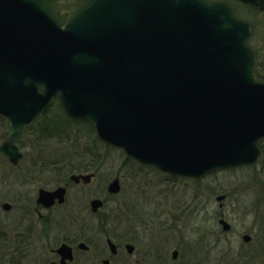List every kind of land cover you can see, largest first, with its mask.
Listing matches in <instances>:
<instances>
[{"label": "water", "instance_id": "1", "mask_svg": "<svg viewBox=\"0 0 264 264\" xmlns=\"http://www.w3.org/2000/svg\"><path fill=\"white\" fill-rule=\"evenodd\" d=\"M244 1L264 11V0ZM5 2L12 11L0 6V116L8 121L0 157L12 165L23 158L22 129L54 99L101 141L173 176L200 178L259 158L264 83L255 77L252 28L228 4L91 0L63 23L50 0ZM120 190L119 179L110 183L111 194ZM64 192L40 190V202ZM102 206L92 202L94 212Z\"/></svg>", "mask_w": 264, "mask_h": 264}, {"label": "flooded vegetation", "instance_id": "2", "mask_svg": "<svg viewBox=\"0 0 264 264\" xmlns=\"http://www.w3.org/2000/svg\"><path fill=\"white\" fill-rule=\"evenodd\" d=\"M5 1L19 5L26 3V0H0V6L6 14L12 10ZM89 1L81 0L66 10L59 9L55 0H50V4L55 16L67 22ZM207 1L226 3L234 8L240 17L251 23V39L257 32V25L243 17L239 9H248L256 19L260 17L262 23L264 21V11L244 0ZM251 39L250 44L256 54V71L264 81V60L260 59ZM263 157L264 141L261 156L254 165L215 172L220 176L213 190H209L211 186L206 183L209 181L204 179H210L215 173L204 176L201 178L205 185L202 196L191 194L192 202L189 204L186 199L183 200L186 207L179 211L167 207L166 202L165 206H151L146 197V206L151 207L147 212L145 207H140L141 201L131 199L129 195L117 202L118 194H111L109 186L107 195L93 196L90 201L91 197L84 201L79 196L70 198L72 188L82 192L83 188L92 183L97 173L77 172L61 176L52 187H40L35 199L22 196L19 201L2 203V210L10 214L12 220L0 223V264H264ZM251 168L254 169L252 174H237L249 172ZM255 169L258 174H255ZM233 173L236 175H231ZM90 174L93 176L89 182L83 179L76 182L72 179L74 175ZM224 174L228 175L221 176ZM165 177L173 181H187L170 175ZM121 185L122 181L120 194L124 184ZM173 186L168 184L172 189L177 188ZM60 188L65 189L62 200L56 197L53 203L40 202V190L52 193ZM182 191L184 197H188L189 189L183 187ZM96 200L101 201L103 206L94 212L92 202ZM117 203L121 208V232L117 235H107L105 232L104 238H97L91 224H68L64 227L60 225L61 222H57L60 219L59 211L62 213L64 209L73 208V212H76L84 207L87 216L96 218L106 207H114ZM7 204L9 207L5 208ZM18 204L22 208L19 209ZM195 217L201 221L195 223ZM78 220L75 219L76 222ZM85 220L86 217H82L81 221ZM54 228L58 232H51ZM51 234L54 235L52 238ZM195 234L197 238L193 241Z\"/></svg>", "mask_w": 264, "mask_h": 264}, {"label": "rangeland", "instance_id": "3", "mask_svg": "<svg viewBox=\"0 0 264 264\" xmlns=\"http://www.w3.org/2000/svg\"><path fill=\"white\" fill-rule=\"evenodd\" d=\"M57 6L61 10H66L76 6L81 0H55ZM239 9V8H238ZM243 17L251 19L252 22L256 23L257 32L251 39L252 44L260 54V59L264 60V21L259 17L256 19L255 15L248 9H239ZM244 19V18H243ZM63 111L59 108V104L55 101L37 118L32 124L28 125L21 132L17 145L24 153L23 160L15 167H13L5 158H0V223H9L12 219L10 214L5 213L1 205L3 202L13 203L23 197L35 199V196L40 187L48 188L55 185L61 177L65 175L57 174L58 171L55 169V164L59 162L67 161L72 159L76 153V150L89 152L88 155L96 154L98 160L95 161L93 169L97 175L92 180V183L83 188L82 192H77L78 189L72 188L70 198L79 196L82 201L91 197L89 201L94 197H100L101 195H107V188L115 178H119L122 181L123 189L122 193H117V202L121 201L123 196H128L131 199H138L141 201L140 207H145V211L151 207L146 206V198H148L149 205L156 206L161 205L173 209H183L186 207L183 200L186 199L187 203H191V194H195L201 197L203 190V179L193 180H179L176 181L166 179L165 173L141 166L133 160L127 158V156L117 148L109 146L104 142H101L95 132L91 128L86 127L87 125L76 123L71 121L66 115H63ZM6 121L0 117V145L3 143V133L5 131ZM52 129L55 134L51 138H42L40 133L47 128ZM55 136V137H53ZM98 145L95 147V145ZM96 148V150H95ZM75 150V151H74ZM82 151V156L84 155ZM77 154L76 162H83L80 155ZM264 159V157H263ZM94 161V157L93 160ZM91 159L84 162H92ZM90 169V170H93ZM252 169V168H251ZM253 170V171H252ZM245 173L237 174H252L254 169ZM87 171H83L86 173ZM217 173L213 174L217 177H211L210 179H204L208 186L215 188L217 184L218 176ZM255 174L258 172L255 169ZM224 174L221 176H227ZM231 175H236L235 173ZM210 177V176H209ZM178 178V177H176ZM227 179V178H226ZM126 181V183H124ZM168 184L177 186V188H170ZM121 185V186H122ZM173 186V187H174ZM183 187L188 192V197H184ZM120 194V195H119ZM90 195V196H89ZM144 195V196H143ZM94 196V197H93ZM144 199H143V197ZM146 197V198H145ZM120 200V201H119ZM19 201V200H18ZM88 201V203H89ZM143 203V204H142ZM176 206V207H174ZM19 207V204H18ZM89 208V206L87 205ZM22 206L19 207V209ZM89 210V209H88ZM200 212V209H198ZM76 211V209L74 210ZM120 204L117 203L114 207L110 205L101 211L98 217L87 216L86 209L81 207L79 211L73 212V208L63 210L60 213V219L57 222H61L64 227L69 225H87L94 227V232L97 238H104V234L112 233L117 235L121 232L120 227V216H121ZM82 217H86L85 221H81ZM199 217V216H198ZM75 219H79L76 222ZM195 223L198 221L195 217ZM191 227V226H190ZM57 229V227H56ZM58 232L55 228L51 232ZM106 232V233H105ZM59 234V233H58ZM54 236L51 234V238ZM193 241H196L197 235H193ZM177 245V244H176ZM175 248V245H173ZM199 254V253H198Z\"/></svg>", "mask_w": 264, "mask_h": 264}, {"label": "trees", "instance_id": "4", "mask_svg": "<svg viewBox=\"0 0 264 264\" xmlns=\"http://www.w3.org/2000/svg\"><path fill=\"white\" fill-rule=\"evenodd\" d=\"M59 108H60V106H59ZM61 109V108H60ZM62 110V109H61ZM63 113V115H65L64 114V112H62ZM67 117V116H66ZM4 119V118H3ZM5 120V119H4ZM71 120V119H70ZM6 121V120H5ZM71 121H73V120H71ZM74 122H76V123H79V124H81V123H83V124H85V125H87L86 127H88V128H91V130H92V132L94 131V129H93V127L91 126V125H89V124H86V123H84V122H81V121H74ZM52 129H57V128H47L46 130H44V131H42L41 133H40V136L42 137V138H51V136H52V134L54 135L55 133L54 132H52ZM95 132V131H94ZM53 137H55V136H53ZM98 145L96 144L95 145V147H97ZM95 150H96V148H95ZM75 151V150H74ZM83 151V150H82ZM82 151H81V155L79 154L80 153V151L79 150H76V153H75V155L73 156V158L72 159H69V160H67V161H63V162H59L58 164H55V165H57V166H55V169L54 170H57L58 171V173L57 174H61V175H65V176H68V175H71V174H73V173H77V172H83V171H87V172H96L93 168V165H94V163H95V161L96 160H98V158H96V154L94 153V154H92L91 155V153H90V155H88V153L89 152H85V153H87V155L86 154H84V151H83V156H82ZM77 154H79L80 155V157H81V160L83 161V162H81L80 161V163H77L76 162V157H77ZM93 157H94V161H92L93 160ZM78 158V157H77ZM91 159V161L92 162H84V161H88V160H90ZM98 162H99V160H98ZM90 169H93V170H90Z\"/></svg>", "mask_w": 264, "mask_h": 264}, {"label": "bare ground", "instance_id": "5", "mask_svg": "<svg viewBox=\"0 0 264 264\" xmlns=\"http://www.w3.org/2000/svg\"><path fill=\"white\" fill-rule=\"evenodd\" d=\"M261 145H262V143L260 142V144H259V148L261 147Z\"/></svg>", "mask_w": 264, "mask_h": 264}]
</instances>
